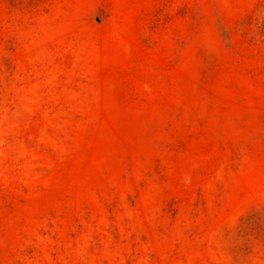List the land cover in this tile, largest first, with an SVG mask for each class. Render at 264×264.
<instances>
[{
    "label": "rangeland",
    "instance_id": "374dc122",
    "mask_svg": "<svg viewBox=\"0 0 264 264\" xmlns=\"http://www.w3.org/2000/svg\"><path fill=\"white\" fill-rule=\"evenodd\" d=\"M0 264H264V0H0Z\"/></svg>",
    "mask_w": 264,
    "mask_h": 264
}]
</instances>
